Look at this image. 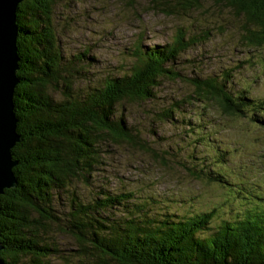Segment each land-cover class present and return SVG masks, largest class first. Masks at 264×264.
I'll use <instances>...</instances> for the list:
<instances>
[{
	"label": "trees",
	"instance_id": "obj_1",
	"mask_svg": "<svg viewBox=\"0 0 264 264\" xmlns=\"http://www.w3.org/2000/svg\"><path fill=\"white\" fill-rule=\"evenodd\" d=\"M61 1L24 0L15 13L19 82L13 104L21 142L11 151L17 162L12 169L16 187L0 196L1 260L5 264H264V192L250 187L256 183L238 179L230 184L221 168L227 156L211 145L203 128L195 126L193 145L208 147L212 153L202 155V164L196 165L191 161L195 152L189 159L158 149L128 124L124 112L126 105L142 108L144 103H155L162 83L183 82L191 91L153 112L157 122L177 121L174 117L183 105L199 103L202 109L212 108L264 132V99H253L246 88H234L232 68L205 72L197 66L187 76L180 64L189 61L178 63L180 55L210 37L215 24L191 16L185 19L190 20L189 28L178 27L168 41L148 47L142 46L144 39L138 34L125 54L129 61L123 60L116 73L94 78L89 71V60L94 59L87 51L64 53L58 27L63 20L55 15ZM217 1L231 12L238 47L263 49L264 0ZM148 3L147 10L177 18L196 14L205 4L202 0ZM205 13L214 18L212 9ZM190 129L193 133V126ZM128 149L138 150L144 163L160 166L159 171L169 170L174 176L182 172L191 181L219 187L225 195L220 198L231 200L228 214L221 204L186 208L192 200L174 194L83 191L111 151ZM60 195L67 204L60 202ZM62 241L68 242L67 249Z\"/></svg>",
	"mask_w": 264,
	"mask_h": 264
},
{
	"label": "rangeland",
	"instance_id": "obj_2",
	"mask_svg": "<svg viewBox=\"0 0 264 264\" xmlns=\"http://www.w3.org/2000/svg\"><path fill=\"white\" fill-rule=\"evenodd\" d=\"M61 2L55 9V15L59 21L63 20L58 27L62 33L64 53L69 55L87 51L88 58L94 59L89 60V71L94 78L116 71L123 60L128 62L125 54L138 34L143 36L142 46L160 45L169 40L176 28H189L190 20L185 19L196 15L199 20H206L216 27L208 39L180 55L178 63L189 61L180 64L184 67L185 75L189 76L191 68L197 66L205 72L227 66L234 70L230 78L234 88H246L247 94L253 99H264V48L256 50L238 47L231 12L217 0H202V4H205L196 14L190 13L182 18L167 17L160 12L147 10L148 0ZM206 9L213 10L214 18L204 15L207 14ZM66 20L68 21L65 22ZM190 91L189 85L183 82H164L156 89L155 103H144L142 108L138 105H126V120L134 129L142 131L160 150L174 151L179 157L189 159L195 152L196 157L191 161L196 165L202 164V155L212 153L208 147L193 145L196 127L203 128L210 136L211 145L224 151L227 156L221 168L230 184L242 179L245 184L256 183L250 187L256 186L264 192V132L260 129L247 125L243 120L225 118L212 108L202 109L199 103L183 105L180 113L174 117L177 121L159 123L155 120L153 112L172 100L180 101ZM262 120L264 122V112ZM192 126L193 133L190 132ZM186 161L190 164L189 160ZM144 162L136 149L111 151L106 162L95 171L91 186L83 188V191L95 193L99 188H104L115 192L132 190L138 194L151 193L158 197L174 194L179 198L192 200L191 206H185L186 208L221 204L224 205V214H228L231 200L225 202L220 198L225 195H222L219 187L204 186L200 182L191 181L185 173L177 172L178 176H174L169 170L159 171L161 167L150 161ZM64 195H60V202L67 204ZM232 204L238 209L237 202ZM62 242L65 244L62 247L67 249L68 242Z\"/></svg>",
	"mask_w": 264,
	"mask_h": 264
},
{
	"label": "water",
	"instance_id": "obj_3",
	"mask_svg": "<svg viewBox=\"0 0 264 264\" xmlns=\"http://www.w3.org/2000/svg\"><path fill=\"white\" fill-rule=\"evenodd\" d=\"M24 0H0V196L5 190L16 187L12 169L17 162L11 151L21 142L16 132L13 93L18 84L16 10ZM2 247L0 245V251ZM0 264H5L0 258Z\"/></svg>",
	"mask_w": 264,
	"mask_h": 264
}]
</instances>
